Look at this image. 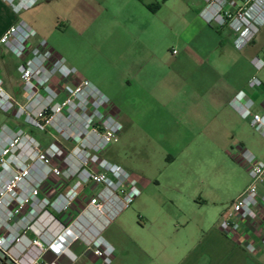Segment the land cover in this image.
Returning <instances> with one entry per match:
<instances>
[{
	"label": "crops",
	"instance_id": "0c3cea01",
	"mask_svg": "<svg viewBox=\"0 0 264 264\" xmlns=\"http://www.w3.org/2000/svg\"><path fill=\"white\" fill-rule=\"evenodd\" d=\"M109 1L115 9L111 19L73 22L78 45L69 54L70 60L65 61L71 62L72 68L87 70L103 92L94 86L111 99L109 111L122 123L125 136L141 135L157 145L151 148L162 147L165 154L173 156L159 174L149 166L141 170L128 168L114 157L116 164L139 180L141 195L135 204L145 220L141 226L148 231V240L145 245L138 240L136 247L151 254V264H264V208L258 210L257 220H239L241 230L234 236L220 229L222 216L251 180L241 160L242 150L235 157L227 147L220 148L217 141L219 126L224 128L225 110L234 106V98L244 89L233 84L242 75L234 76L232 55L224 51L225 41L219 40L213 24L205 17L206 6L168 0L167 14L161 7H152L153 12L143 0ZM15 15L0 0V40L16 24ZM4 49L0 43V67L5 66ZM77 78L87 80L78 72ZM202 140L204 145L198 146ZM218 157L228 174L241 171L244 178L219 185L218 171L223 169L215 163ZM199 165L212 171L201 184L196 173ZM65 189L55 181L46 184L43 193ZM158 189L184 213L213 204L216 214H144L152 213L147 201L157 197ZM123 215L118 214L109 223L101 220L96 224L104 238L106 235L109 241L123 244L130 239L127 221H120ZM61 220L68 224L70 216H61ZM35 237L34 232L28 234L29 239ZM248 244H253L259 253H249L245 247ZM112 245L118 253V245ZM117 253L112 264H125L118 261ZM44 260L56 264H102L82 242L75 243L68 255L58 256L51 251Z\"/></svg>",
	"mask_w": 264,
	"mask_h": 264
},
{
	"label": "built area",
	"instance_id": "2783aa9c",
	"mask_svg": "<svg viewBox=\"0 0 264 264\" xmlns=\"http://www.w3.org/2000/svg\"><path fill=\"white\" fill-rule=\"evenodd\" d=\"M3 1L18 15L44 0ZM204 15L210 23L221 18L213 7L206 8ZM263 25V7L237 19L238 49L247 46ZM33 37L36 34L20 22L11 26L0 40L20 61L18 86L26 96L24 102L13 98L5 90V79L0 72V111L15 119L13 125L0 129V257L7 264H56L44 260L47 253L68 255L75 243L82 242L102 264H112L116 249L96 224L101 220L109 223L141 195L137 178L100 157L119 140L122 124L109 110L101 113V108L109 102L106 96L89 81L79 80L76 70L68 67L45 42L38 47L30 46ZM254 63L258 67L264 64L261 60ZM56 80L62 82V86L58 85L62 92L50 85ZM260 84L257 79L249 82L251 87ZM245 97L241 92L233 104L247 119L252 116L253 102ZM75 100H85L86 106L94 105L104 118L102 133L97 136L102 147L88 157L86 148L76 145L67 152L57 139H70L55 123L69 117L66 114ZM24 124L49 134L53 142L43 145ZM252 125L259 131L264 130V115H254ZM241 160L249 170L251 184L221 218L220 229L227 236L241 230L239 220H257L258 210L264 208L261 191L264 190V161L249 151H242ZM55 181L66 189L43 193V187ZM61 216H70L69 223H64ZM31 232L35 233L34 239L28 238ZM245 247L252 255L259 253L253 244Z\"/></svg>",
	"mask_w": 264,
	"mask_h": 264
},
{
	"label": "rangeland",
	"instance_id": "374dc122",
	"mask_svg": "<svg viewBox=\"0 0 264 264\" xmlns=\"http://www.w3.org/2000/svg\"><path fill=\"white\" fill-rule=\"evenodd\" d=\"M143 1L154 7V10L161 7L162 12L170 14L168 11L170 4L168 6L165 5L168 0ZM185 1L196 3V5L199 6L201 5L202 8L205 6L206 8L213 7L217 13H219L222 19L220 18L218 22L212 21L211 24H213L212 26L214 27L215 32H217L219 40L223 39L225 41L224 51L232 55V69L234 76H236V74L242 75L239 82L234 78L235 81L233 84L236 87L238 86L241 89H244L242 92L245 93V98L247 100H252L253 102L251 106L252 116L247 119L243 118L234 106H232L233 108L230 107L231 105L228 106L225 110V124L222 125L224 128L220 125L218 129L217 141L219 147H227L229 152L235 157L238 156L240 149L242 151H249L253 153L257 159L264 161V130L259 131L252 125V118L254 115H264V64L261 67H258L254 63L256 60L264 62V25L259 28L249 44L241 50L236 46V39L240 33L236 32L235 27L236 20L241 16L246 14L250 15V13L253 14V12L255 13L260 7L264 8V0ZM114 10L115 9H112V3L109 0H44L38 2L33 8L24 10L20 14L15 15V17L16 23L24 22L28 28L36 34V38H31L29 42L30 46L38 47L41 42H45L54 54L57 56L59 54L64 60L65 58L70 60L69 54L72 50L77 49L74 45H78L79 38L77 30L73 26V22L87 20L106 21L111 19ZM171 18H173L172 15ZM2 55L5 61V66L0 67V72L5 79V90L13 98L16 100L18 99V102H24L26 101L24 98L25 95H23L24 92L19 89V74L16 71L20 61L13 56L6 47L3 50ZM66 65L70 68L73 67L71 62ZM73 69L79 73L81 78L87 79V81L93 86L95 84V86L99 88V86L94 83L95 81L91 75L87 70H84L83 67L74 66ZM252 79L259 80L261 84L258 87H251L249 82ZM50 85L58 88V85L59 87L62 86V82L56 80L53 82V85ZM58 91L62 92V89L60 88ZM101 92H103V90H101ZM235 99L236 98H234L233 101H235ZM108 100L109 102L104 104L105 106L101 108V113L103 114H106L107 111L112 108L111 99L108 98ZM84 102L85 100H75V105H72L69 108V112L66 114V116L68 115L69 117H67L65 121L55 123V125H57L58 130L64 129L66 131L64 134L65 136H70V139L57 137V139L62 142L67 152H71L74 147L78 145L81 149H83V147L86 148L87 151L85 152V155L88 157L91 154H96L95 150L102 147V143L97 136L102 133L101 128L103 127L104 118L99 114L94 105L91 104L86 106ZM13 122H15V119L13 121L11 114H6L0 111V129L4 125H13ZM20 123L23 124L22 122ZM119 123L122 124L121 122ZM121 126L122 131L119 140L110 145L107 153L102 152L100 157L105 158L108 162L113 164H116L114 157H117L126 164V167L133 168L134 170L136 168L141 170L142 168L144 169L146 166H149L154 167V171L152 170L154 174H159L161 171H165L173 156L165 154V150L163 151L162 147H157L158 149L151 148V146L157 145L149 143V140L141 135H136L135 137L132 136L131 138H129V134L125 136L124 127L123 125ZM24 127L30 134L37 137L43 145L53 142V139H51L49 134L28 127L25 124ZM200 144L204 145V141L202 140L198 146ZM216 162L220 165L219 167L223 166L220 157L216 158L215 163ZM116 165L120 166L119 164ZM222 169L223 170L218 171L219 185H222L223 183L225 184L227 180H233L234 178L235 180L238 178H244V173L241 171H235L232 172V174H228L223 167ZM196 173L200 184L201 182H204V180L210 178V173L212 175V171L210 172L209 168L202 165L197 167ZM202 189L203 191L207 190L203 184ZM261 191L264 193V190ZM160 192L161 190L158 189V193H156L157 197L153 200L147 201L148 206L152 210L150 212L152 213L144 212V214H173L177 217L179 214H216L215 206L213 204L196 207L195 211L184 213L179 208L178 204L170 202L165 192L162 194ZM121 214L124 215L120 221H127V230L130 234V239H127L128 241L126 240L124 244L120 242L115 243L112 240H110V242L105 235V239L110 243L116 244V246L118 245L119 251L118 253L116 251L119 255L118 261H122L125 264H151V254L136 247L138 240L145 245L148 240V231L142 229L141 225L145 224V220L141 218L143 215L140 216L141 213L137 210L135 202L130 208L124 210ZM129 218L131 219L129 220Z\"/></svg>",
	"mask_w": 264,
	"mask_h": 264
},
{
	"label": "trees",
	"instance_id": "16d2710c",
	"mask_svg": "<svg viewBox=\"0 0 264 264\" xmlns=\"http://www.w3.org/2000/svg\"><path fill=\"white\" fill-rule=\"evenodd\" d=\"M157 7H159V6H157ZM147 8L150 9V10H153L152 6H148L147 5ZM0 261H1L2 264H7L6 260H3L1 257H0Z\"/></svg>",
	"mask_w": 264,
	"mask_h": 264
}]
</instances>
